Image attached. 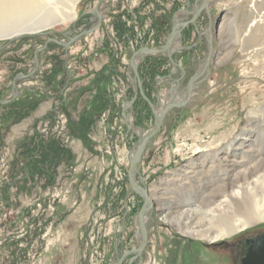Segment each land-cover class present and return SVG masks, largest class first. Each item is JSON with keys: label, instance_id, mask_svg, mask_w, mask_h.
Listing matches in <instances>:
<instances>
[{"label": "rangeland", "instance_id": "374dc122", "mask_svg": "<svg viewBox=\"0 0 264 264\" xmlns=\"http://www.w3.org/2000/svg\"><path fill=\"white\" fill-rule=\"evenodd\" d=\"M99 2L80 0L73 20L43 34L0 41V101L12 98L19 74L35 71L17 81L13 102L0 105V264H118L123 254L138 248L135 220L143 202L130 191L127 169L155 116L136 94L130 60L140 49L163 46L174 15L191 9L194 0L105 1L100 27L66 51L58 42L67 44L68 35L92 30ZM209 2L213 54L208 75L202 70L209 46L201 35L210 19L202 14L180 41L194 49L174 56L188 71L181 91L201 76L191 103L166 117L146 149L138 170L147 191L168 172L196 162L200 151H227L248 134L246 114L264 113V0ZM55 13L60 15L58 9ZM224 15L242 33L233 36L237 43L227 62L216 65V28ZM46 44L36 68L35 52ZM141 61L137 69L144 94L159 112L170 92V83L161 79L173 67L162 56ZM257 185L233 203L229 223L235 231L212 244L204 230V237L193 236L182 223L166 224L153 214L144 264H246V240L264 232V182Z\"/></svg>", "mask_w": 264, "mask_h": 264}, {"label": "bare ground", "instance_id": "6f19581e", "mask_svg": "<svg viewBox=\"0 0 264 264\" xmlns=\"http://www.w3.org/2000/svg\"><path fill=\"white\" fill-rule=\"evenodd\" d=\"M79 1L0 0V41L16 38L20 34H43V29L54 24L70 22L75 18L74 11ZM55 5H62V8ZM56 9L60 15L55 13ZM226 18L227 15H224L216 28L215 37L220 43L214 56L216 65L227 62L231 49L235 48L237 43L236 40H232L233 36L242 33L241 31L237 33L235 28L230 27L233 21ZM247 24L248 22H244L240 26L245 30ZM176 46L182 45L178 42ZM141 59L142 57L139 56L135 60V66H139ZM131 73H133L132 69ZM131 82L134 84L133 77ZM184 99V96L179 97L175 102L182 103ZM168 100L169 98L164 104ZM164 104L158 112L159 116ZM246 115L248 134L243 135L239 143H230L227 151L222 153L200 151L202 155L196 162L186 165L178 172H168L157 186L148 189L147 195L152 205L149 206L150 213L144 219L146 227L148 219L155 214L166 224L182 223L187 228H191L190 235L193 236L197 234V237H204L205 235L200 234L201 229L204 230L205 237L211 240V244L229 237L235 231L229 223L231 220L229 215L235 205L233 203L239 198V194L246 192L245 190L251 191L252 186L256 187L257 184L264 182V113L260 115L251 111ZM129 119L128 115L124 118L126 124L133 128ZM146 134L143 133L140 137ZM187 191L191 193V197L185 193ZM135 221L139 230L138 220ZM140 244L141 234H139ZM246 261L254 264L250 259Z\"/></svg>", "mask_w": 264, "mask_h": 264}, {"label": "water", "instance_id": "95a60500", "mask_svg": "<svg viewBox=\"0 0 264 264\" xmlns=\"http://www.w3.org/2000/svg\"><path fill=\"white\" fill-rule=\"evenodd\" d=\"M108 0H100L98 6H96L95 9V15L97 17L96 20H98L97 25L90 31H86V32H81V34H79L77 37L72 38L69 40V43L67 44H63V43H59V45H62L66 51H68L71 47V45L75 44L77 41H79L80 39L87 37L89 35H91V32H94L95 30H97L100 25L103 23V17L100 14V6ZM210 0H194L193 6L191 5V9H187V10H181L179 11L176 15H174V19L172 22V30L170 33V36L168 37V39L165 41V44L159 48L156 49H140L139 51H137L136 53H134L132 55V58L130 60V68L132 69L135 76H134V86L136 89V94H140L141 97L149 104L148 106H150V108L152 109L154 116H155V123H154V127L152 130H150V132L148 131V133L142 137V139L139 141V143H137L136 148H135V154L133 159L131 160L130 166L127 173V180L129 183V188L130 191L133 192L136 195H139V197L142 199V206L140 207L141 209L139 210L138 214H137V220H138V225H139V231L141 234V244L138 246V248L133 249L131 251L126 252L125 254L122 255L121 258H119L118 264H123L126 260V258L130 257L128 264H134L136 262H138V264H144V256L143 254L147 251V247H148V230L146 227V223H145V217H147V215L150 213V209L149 206L152 205V202L149 198L148 191L147 188L145 187V184L143 182V179L140 177L139 175V170L138 168L140 167L142 161H143V156L145 155L146 149L149 145V143H151V141L160 134L162 127L164 126L167 118L169 116L170 113L173 112L174 109H182L185 108L189 105V103H191V99L193 97V91L195 90L197 84H196V80L198 77L201 76V74H198L197 77L195 76L194 78H191L192 80L189 81L188 85L185 87V89L183 91H181V87L185 81V78L187 77L188 71L186 68L182 67L181 65L177 64L174 60V56L176 55V53L178 52H183V51H191L192 49H194V47H182V46H176V44L178 42H180L182 40V35L184 33V31L186 30L185 28H188L189 26H196L199 18L202 16V14H206L209 19H210V26L208 27L209 29H207L206 32H204L201 35V39H203V37H205V39L208 42V46H209V55L207 58V64L204 65L205 67L201 68L202 73L205 74L207 73L208 75V71H209V64H210V59H211V55L213 54V36H212V22H211V9H210ZM182 15L183 16H187L188 18H191L188 21H180V19L178 18V15ZM63 35H65L64 33H62ZM38 35V34H37ZM37 35H31V34H20L18 37L16 38H12L10 39L11 42H13L15 39L17 38H25V37H35ZM56 42V40H53ZM57 43V42H56ZM48 44H46L43 48L38 49L35 52V58L33 59L36 65V68H38L39 66V61L38 56L41 52H43L47 47ZM141 56L142 59H144L145 57H149V56H162V57H166L169 62L170 65H172L171 67H173V72L168 76V80H170V86H169V100L167 101L166 104H164L165 106L163 107L162 113L159 116L158 112L156 111L155 106H153V104L149 101V99L147 98V96L144 94V89H143V85H142V81H140V76H139V72H138V66H135V60ZM141 59V60H142ZM140 60V61H141ZM180 72V76L178 79H172L177 72ZM35 71H33L30 75H18L13 83V96L12 98H10L9 101H0V105H7L11 102H13L15 100V98H17V93H16V89H17V81L20 80H26L29 77H31L34 74ZM176 85V88H175ZM181 92L184 93V101L182 103H178L175 102L176 99L179 98V94H181ZM248 246H249V253H248V257L247 259H250L252 261H254L255 264H264V234L259 235L258 237H256L254 240H250L248 242ZM247 259H245V263L247 264Z\"/></svg>", "mask_w": 264, "mask_h": 264}, {"label": "flooded vegetation", "instance_id": "af4514ba", "mask_svg": "<svg viewBox=\"0 0 264 264\" xmlns=\"http://www.w3.org/2000/svg\"><path fill=\"white\" fill-rule=\"evenodd\" d=\"M76 37H77V36H76ZM67 38H68V40H69V39H72V37H71V36L69 37V35H68ZM177 75H179V71L177 72V74H176L172 79H176L175 77H178ZM161 80H162V82H163L164 84L171 83L170 80H168V77H167V78H163V79H161ZM262 234H264V232H263V233H260V234H257V235H254V236L248 238V239L246 240L247 246H248V242H249L250 240H254L256 237H258L259 235H262ZM248 248H249V246H248ZM247 264H250V263L247 262ZM254 264H255V263H254Z\"/></svg>", "mask_w": 264, "mask_h": 264}]
</instances>
